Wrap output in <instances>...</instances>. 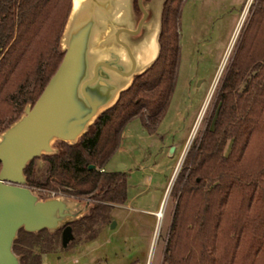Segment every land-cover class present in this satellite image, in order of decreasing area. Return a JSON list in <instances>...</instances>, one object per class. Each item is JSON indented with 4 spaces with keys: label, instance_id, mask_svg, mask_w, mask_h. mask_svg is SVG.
Returning a JSON list of instances; mask_svg holds the SVG:
<instances>
[{
    "label": "trees",
    "instance_id": "trees-1",
    "mask_svg": "<svg viewBox=\"0 0 264 264\" xmlns=\"http://www.w3.org/2000/svg\"><path fill=\"white\" fill-rule=\"evenodd\" d=\"M183 1L164 2L155 63L134 77L77 143L58 141V153L42 156L46 174L35 176L32 160L23 169L28 187L93 194L89 213L70 223L73 235L94 238L113 204L127 199L128 174L100 167L131 118L155 126L165 114L178 72ZM69 5L70 0H0V130L3 120L8 124L40 95L59 65L58 38ZM249 10L209 122L172 181L175 206L162 264H264V0H253ZM61 230L18 229L12 249L20 264H41V256L61 243Z\"/></svg>",
    "mask_w": 264,
    "mask_h": 264
},
{
    "label": "water",
    "instance_id": "water-1",
    "mask_svg": "<svg viewBox=\"0 0 264 264\" xmlns=\"http://www.w3.org/2000/svg\"><path fill=\"white\" fill-rule=\"evenodd\" d=\"M164 2L70 0L58 38L59 65L40 95L0 130V264H20L12 249L18 229H62L65 246L73 238L70 223L94 206L93 194L40 196L26 185L23 169L34 157L58 153V141L77 143L134 77L155 63Z\"/></svg>",
    "mask_w": 264,
    "mask_h": 264
},
{
    "label": "rangeland",
    "instance_id": "rangeland-1",
    "mask_svg": "<svg viewBox=\"0 0 264 264\" xmlns=\"http://www.w3.org/2000/svg\"><path fill=\"white\" fill-rule=\"evenodd\" d=\"M252 2H182L178 19L180 58L169 106L155 126L144 125L140 117L131 118L121 131L117 148L103 165L104 170L128 174L126 201L113 204L109 218L101 223L94 238L82 233L74 234L65 246L58 241V246L41 256V264H162L175 206L172 181L186 151L199 141L209 122L216 90L239 32L249 20ZM2 125H7L5 120ZM228 149L229 144L225 152ZM40 159L32 161V167L39 169L34 171L38 177L46 174L47 167V162ZM162 200L164 208L158 222L155 213Z\"/></svg>",
    "mask_w": 264,
    "mask_h": 264
},
{
    "label": "built area",
    "instance_id": "built-area-1",
    "mask_svg": "<svg viewBox=\"0 0 264 264\" xmlns=\"http://www.w3.org/2000/svg\"><path fill=\"white\" fill-rule=\"evenodd\" d=\"M104 168L103 167H100V170H103ZM30 189L35 192H40L42 193L43 195H45L46 197L49 196V195H55V194H64V193H67V192H61V191H58V190H55V189H50V188H43V187H33V186H29ZM68 194V193H67ZM50 264V263H49Z\"/></svg>",
    "mask_w": 264,
    "mask_h": 264
},
{
    "label": "bare ground",
    "instance_id": "bare-ground-1",
    "mask_svg": "<svg viewBox=\"0 0 264 264\" xmlns=\"http://www.w3.org/2000/svg\"><path fill=\"white\" fill-rule=\"evenodd\" d=\"M244 16V13L242 14V17ZM242 19L243 18H241V21H242ZM240 21V22H241ZM235 33V32H234ZM236 34V33H235ZM235 36L236 35H234V38H235ZM234 38H233V40H234ZM229 49H230V46L228 47V49H227V52H226V55H225V59L223 60V62L221 63V65L219 66L220 67V69H219V72L218 73H220V71L222 70L221 68L223 67V64H224V61L226 60V57L228 56V51H229ZM207 101V100H206ZM206 105V104H205ZM205 107V106H204ZM196 126V125H195ZM155 215H156V217H157V221L159 222L160 221V219H161V217H162V214L160 213V209L155 213Z\"/></svg>",
    "mask_w": 264,
    "mask_h": 264
},
{
    "label": "flooded vegetation",
    "instance_id": "flooded-vegetation-1",
    "mask_svg": "<svg viewBox=\"0 0 264 264\" xmlns=\"http://www.w3.org/2000/svg\"><path fill=\"white\" fill-rule=\"evenodd\" d=\"M34 158H37V157H34ZM41 158H42V156H41ZM30 160H32V161H33V158H32V159H30ZM33 170H34V171H37V170H39V169H38V167H37V166H35V165H34V167H33ZM26 185H27V184H26Z\"/></svg>",
    "mask_w": 264,
    "mask_h": 264
}]
</instances>
